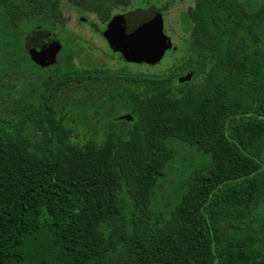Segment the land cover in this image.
<instances>
[{
    "label": "trees",
    "instance_id": "1",
    "mask_svg": "<svg viewBox=\"0 0 264 264\" xmlns=\"http://www.w3.org/2000/svg\"><path fill=\"white\" fill-rule=\"evenodd\" d=\"M29 2L0 0V264H264V0H195L159 73L36 61L27 33L59 16ZM169 140L209 162L157 215Z\"/></svg>",
    "mask_w": 264,
    "mask_h": 264
},
{
    "label": "flooded vegetation",
    "instance_id": "2",
    "mask_svg": "<svg viewBox=\"0 0 264 264\" xmlns=\"http://www.w3.org/2000/svg\"><path fill=\"white\" fill-rule=\"evenodd\" d=\"M29 6L33 11L40 10L39 12L59 16V21L46 18L47 21L36 25L27 36L32 46L28 48V54L36 61L44 63L45 58L56 57L57 47L61 45L73 47L70 49L73 61L80 59L77 41L83 40L92 46L105 47L104 52L108 57L116 58L121 67H127L133 60L122 51L111 47L106 33L114 24L137 15H160L166 50L170 45L188 44L189 29L194 26L189 14L195 8V0H32ZM37 39L40 42L36 43ZM89 59L95 60L94 57ZM138 63L147 62L136 64ZM85 69L94 73L105 71ZM123 112L125 111L119 113L120 117L125 114Z\"/></svg>",
    "mask_w": 264,
    "mask_h": 264
},
{
    "label": "rangeland",
    "instance_id": "3",
    "mask_svg": "<svg viewBox=\"0 0 264 264\" xmlns=\"http://www.w3.org/2000/svg\"><path fill=\"white\" fill-rule=\"evenodd\" d=\"M73 22V21H72ZM29 35V33H27ZM183 35V34H182ZM181 35V36H182ZM186 37V35H185ZM77 41L79 44V55L81 58L75 61V64L78 67L87 68L92 71H101V70H117L121 67V64L116 58L108 57L104 50L103 46H92L87 44L85 41ZM26 48H31V40L28 37L25 39ZM173 47L177 48L182 54H187L189 52L188 44H179L174 45ZM84 52H83V51ZM172 53V48L167 47L163 57L157 62H153L148 65L147 63H140L136 66L134 64L126 65L127 68L134 72H144V73H159L166 65L167 62L171 59L170 54ZM90 57H94L95 60H90ZM53 59L45 58L46 63L52 62ZM78 124H72L74 129L73 142L82 143L85 142L88 137L94 134L95 129L91 126L88 128H83ZM101 126L98 131V136H101ZM168 146L171 147L174 151V159L171 164L168 166V171L166 176L161 179L159 184L157 195L154 201L151 204V209L155 214H159L164 208H168L171 203H174V198L172 199L173 190L178 187L179 182L188 175L190 171L194 169H199L207 166L209 159L208 156H205L201 152H198L194 147H190L184 143L177 141H168ZM264 171V165H263ZM188 172V173H187ZM264 205H261L260 208H263ZM259 216H255L258 220H264V209L257 213ZM263 218V219H262Z\"/></svg>",
    "mask_w": 264,
    "mask_h": 264
},
{
    "label": "water",
    "instance_id": "4",
    "mask_svg": "<svg viewBox=\"0 0 264 264\" xmlns=\"http://www.w3.org/2000/svg\"><path fill=\"white\" fill-rule=\"evenodd\" d=\"M111 47L118 49L137 62H154L165 52V37L161 18L156 14H142L114 24L106 33ZM40 40H36V43ZM194 72L188 71L180 78L181 83L191 80ZM121 118H129L123 114Z\"/></svg>",
    "mask_w": 264,
    "mask_h": 264
}]
</instances>
